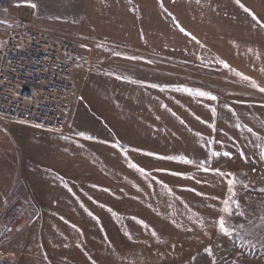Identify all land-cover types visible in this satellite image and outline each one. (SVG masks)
Here are the masks:
<instances>
[{
  "label": "rangeland",
  "instance_id": "rangeland-1",
  "mask_svg": "<svg viewBox=\"0 0 264 264\" xmlns=\"http://www.w3.org/2000/svg\"><path fill=\"white\" fill-rule=\"evenodd\" d=\"M159 1L6 0L0 43L70 41L83 83L63 131L0 117V264H264V0Z\"/></svg>",
  "mask_w": 264,
  "mask_h": 264
},
{
  "label": "built area",
  "instance_id": "built-area-1",
  "mask_svg": "<svg viewBox=\"0 0 264 264\" xmlns=\"http://www.w3.org/2000/svg\"><path fill=\"white\" fill-rule=\"evenodd\" d=\"M6 0H0V14ZM76 46L35 29L0 43V117L63 131L76 97Z\"/></svg>",
  "mask_w": 264,
  "mask_h": 264
},
{
  "label": "crops",
  "instance_id": "crops-1",
  "mask_svg": "<svg viewBox=\"0 0 264 264\" xmlns=\"http://www.w3.org/2000/svg\"><path fill=\"white\" fill-rule=\"evenodd\" d=\"M84 2L86 11L84 12L83 16L88 17V16H93L95 19L100 18V10L103 8H113L115 4L117 5V8L121 11L123 9H127L126 13L132 16L133 14V19L129 21L134 27V30L136 31V25L140 26H148L146 23H149L150 21L148 20L150 17L152 18L153 16L151 15V11L157 12L158 8L162 7L161 2L159 0H82ZM163 1V0H162ZM6 9V8H5ZM148 9L146 12L144 10ZM5 14V11L0 14V16ZM119 15V14H118ZM145 19H144V17ZM141 16L142 20L140 21L139 19H135V17ZM2 17H0L2 19ZM98 22V21H97ZM146 22V23H145ZM117 23L120 25L117 21ZM127 22H125L126 24ZM155 29H152L151 27L149 28H142L143 31V36L142 40H145L147 38V33H152L154 32ZM148 38L149 35H148ZM151 39V38H150ZM87 80V79H86ZM86 80L84 82H86ZM74 81L76 84V88L78 86L82 85L83 80L80 76L76 75V71L74 74ZM77 95V92H76Z\"/></svg>",
  "mask_w": 264,
  "mask_h": 264
},
{
  "label": "snow or ice",
  "instance_id": "snow-or-ice-1",
  "mask_svg": "<svg viewBox=\"0 0 264 264\" xmlns=\"http://www.w3.org/2000/svg\"><path fill=\"white\" fill-rule=\"evenodd\" d=\"M237 3H239V0H237ZM32 7H36L35 4L31 5ZM241 7H243V5H241ZM245 11H249V9L245 8ZM253 18L256 19L255 15L253 14ZM193 39H195V37H193ZM153 87H155V85H153ZM262 91H264V89H262ZM200 95H210L209 93H205V92H201ZM212 99H216V97H211ZM81 135H83V133H81ZM216 155H218V153H215ZM148 155H153L152 153H148ZM224 155L226 156H229L230 153H224ZM164 159H174V157H162ZM183 162L185 163H192V161L190 160H184ZM133 167H136V165H133ZM201 167H203V165H201ZM210 169L208 168H204V171H209ZM143 171V170H141ZM212 171H215L218 175L220 176H224L225 173L221 172L219 169H213ZM174 175H181L180 173H174ZM192 191H195L194 189H192ZM200 195H203L202 193ZM234 195V193H233ZM237 203V206H238V202ZM225 204L227 205V201H225ZM224 211L225 212H231L230 208L228 207H225L224 208ZM242 214V213H241ZM133 219H136L135 217ZM139 223L143 224L144 222L143 221H139ZM219 227L221 229L222 232H224L226 235H231V232L229 231V229L226 227V224H225V220L223 217H220L219 218Z\"/></svg>",
  "mask_w": 264,
  "mask_h": 264
}]
</instances>
